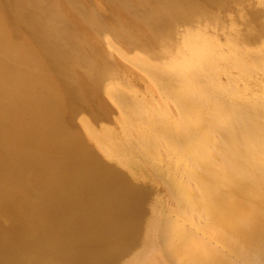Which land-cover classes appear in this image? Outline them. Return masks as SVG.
<instances>
[{
  "label": "bare ground",
  "instance_id": "6f19581e",
  "mask_svg": "<svg viewBox=\"0 0 264 264\" xmlns=\"http://www.w3.org/2000/svg\"><path fill=\"white\" fill-rule=\"evenodd\" d=\"M0 264H264V0H0Z\"/></svg>",
  "mask_w": 264,
  "mask_h": 264
}]
</instances>
